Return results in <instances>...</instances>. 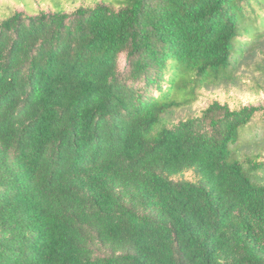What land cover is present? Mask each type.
<instances>
[{
	"label": "trees",
	"instance_id": "1",
	"mask_svg": "<svg viewBox=\"0 0 264 264\" xmlns=\"http://www.w3.org/2000/svg\"><path fill=\"white\" fill-rule=\"evenodd\" d=\"M48 1L0 17V264H264V105L172 119L264 90V0Z\"/></svg>",
	"mask_w": 264,
	"mask_h": 264
},
{
	"label": "rangeland",
	"instance_id": "2",
	"mask_svg": "<svg viewBox=\"0 0 264 264\" xmlns=\"http://www.w3.org/2000/svg\"><path fill=\"white\" fill-rule=\"evenodd\" d=\"M92 0H78L65 3L63 9L70 12L83 4H91ZM31 9V10H30ZM52 3L48 0H0V17L9 15L14 11L34 14L36 11L51 12ZM254 76L244 75L239 84L221 85L219 87L204 88L199 91L197 99L190 105L178 110L172 118L174 122L187 116L199 115L200 112L212 101L227 104L230 108L243 105H264V90L258 89L253 82ZM191 178V174H186Z\"/></svg>",
	"mask_w": 264,
	"mask_h": 264
}]
</instances>
